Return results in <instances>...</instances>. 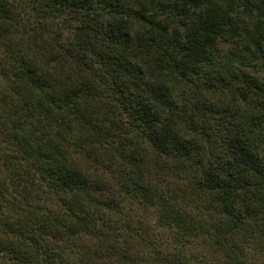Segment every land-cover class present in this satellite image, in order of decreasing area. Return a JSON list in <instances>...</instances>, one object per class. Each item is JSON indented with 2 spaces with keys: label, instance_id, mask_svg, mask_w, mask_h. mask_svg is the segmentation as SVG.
Instances as JSON below:
<instances>
[{
  "label": "trees",
  "instance_id": "16d2710c",
  "mask_svg": "<svg viewBox=\"0 0 264 264\" xmlns=\"http://www.w3.org/2000/svg\"><path fill=\"white\" fill-rule=\"evenodd\" d=\"M0 264H264V0H0Z\"/></svg>",
  "mask_w": 264,
  "mask_h": 264
}]
</instances>
